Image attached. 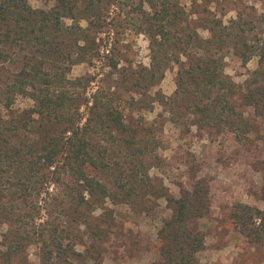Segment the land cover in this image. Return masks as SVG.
Returning <instances> with one entry per match:
<instances>
[{
  "label": "rangeland",
  "instance_id": "1",
  "mask_svg": "<svg viewBox=\"0 0 264 264\" xmlns=\"http://www.w3.org/2000/svg\"><path fill=\"white\" fill-rule=\"evenodd\" d=\"M27 1L33 9L49 10L56 4V0ZM120 1L123 9L105 5L106 18L97 34L117 40L126 58L121 66L128 74L139 64L148 66L149 41L146 34L132 29L138 16L130 10L133 1ZM171 1L190 12L191 0ZM192 10L227 24L240 16L249 30L247 38L264 40V0H197ZM64 21L86 26L81 18ZM199 33L208 34L201 28ZM34 50L28 46L0 51V256L6 264H42L43 248L54 250L57 244L72 242L86 256L85 264H92L94 258L102 264H150L157 258L158 229L174 211L181 190H191L201 177L209 182L210 210L195 221L205 235L204 248L198 253L200 263L264 264V240L242 232L232 216L238 203L264 209V120L241 106L233 115L214 112L208 117L203 113L205 99L197 98L192 89L177 91L178 64L167 69L147 94L136 92L123 82L121 73L101 60L70 67L67 77H80L88 84L85 95L99 88L124 113L126 132L118 134L119 140L93 137L94 143L107 149L104 165L85 166L88 174L106 183L108 196L91 197L80 186L77 173L61 166L63 158L50 167H40L38 175L27 169L30 177L21 175L20 183L13 181L14 186H37L36 190L8 189L27 166L22 157L30 156L28 148L32 146L37 155L44 136L61 128L30 112L33 102L29 97L17 95L6 105V84ZM222 55L224 72L236 83L257 66V56L243 65L230 46L224 47ZM155 97L164 103L152 102ZM131 136L138 141L137 149L125 145ZM11 148L24 152L14 158Z\"/></svg>",
  "mask_w": 264,
  "mask_h": 264
},
{
  "label": "trees",
  "instance_id": "2",
  "mask_svg": "<svg viewBox=\"0 0 264 264\" xmlns=\"http://www.w3.org/2000/svg\"><path fill=\"white\" fill-rule=\"evenodd\" d=\"M132 1L130 10L138 15L132 29L148 37L149 64H139L133 73L127 74L121 66L126 58L116 45L117 40L109 41L97 34L106 18L105 5L123 9L120 0H56L55 7L49 10L33 9L27 0H0V51L31 46L39 55L34 53L26 60L6 84L3 91L6 105L17 95H24L33 102L30 112L52 127L61 126L44 136L37 155L32 146L28 148L30 156L22 157L27 166L20 170V176L12 179L8 189L36 190L37 186H14L13 181L19 179L20 183L22 176L30 177L27 169L38 175L40 167H50L63 158L61 166L77 173L80 186L91 197L109 195L106 183L88 174L85 166L104 165L107 149L94 143L93 137H102L107 142L119 140L118 134L126 132L124 113L107 92L101 93L97 88L85 95L88 84L80 77H67L72 65L84 61L101 60L112 71L121 73L123 82L140 94L148 93L167 69L178 64L177 91L187 93L192 89L197 98L205 99L202 107L208 117L214 112L233 115L241 106L251 108L255 116L264 120V40L247 38L249 30L240 16L229 19L228 24L221 18L199 16L192 10L197 0H191L190 12L171 0ZM65 18L85 19L86 26L74 22L68 25ZM199 28L208 32L206 37L199 33ZM227 46L235 49L243 65L251 56H257V66L239 83L231 81L224 72L222 50ZM152 102L163 100L155 97ZM125 145L137 149L138 141L131 136ZM11 149L14 158L24 152L22 148ZM209 189L208 180L201 177L193 182L191 190H181L174 211L158 229L157 258L150 264H201L198 253L204 248L205 235L195 221L210 210ZM78 197L84 200L80 192ZM232 216L242 232L264 240V209L238 203L233 206ZM72 244L60 243L54 250L43 248L42 264H85L86 256ZM6 263L0 256V264ZM92 264L102 262L94 258Z\"/></svg>",
  "mask_w": 264,
  "mask_h": 264
}]
</instances>
